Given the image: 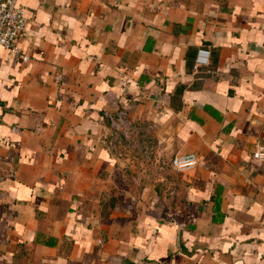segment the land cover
<instances>
[{
  "label": "crops",
  "instance_id": "obj_1",
  "mask_svg": "<svg viewBox=\"0 0 264 264\" xmlns=\"http://www.w3.org/2000/svg\"><path fill=\"white\" fill-rule=\"evenodd\" d=\"M17 3L20 51L0 45V264H264V0ZM120 110L197 163L177 182L126 174Z\"/></svg>",
  "mask_w": 264,
  "mask_h": 264
},
{
  "label": "rangeland",
  "instance_id": "obj_2",
  "mask_svg": "<svg viewBox=\"0 0 264 264\" xmlns=\"http://www.w3.org/2000/svg\"><path fill=\"white\" fill-rule=\"evenodd\" d=\"M121 125L113 127L110 133L117 142L113 150L125 157L124 171L128 175L145 171L149 178H156L159 184L163 178L172 176V181H178V175L172 166L173 151L159 145L158 138L146 128H138L130 120L123 118Z\"/></svg>",
  "mask_w": 264,
  "mask_h": 264
},
{
  "label": "built area",
  "instance_id": "obj_3",
  "mask_svg": "<svg viewBox=\"0 0 264 264\" xmlns=\"http://www.w3.org/2000/svg\"><path fill=\"white\" fill-rule=\"evenodd\" d=\"M27 23V16L22 5L17 0H0V45L13 51H20L18 41ZM27 59V54H22ZM126 116L124 110H120L113 119V125H121ZM252 156L257 160L264 161V145L257 142ZM198 161L195 153L176 154L172 158V166L176 170H185L194 166Z\"/></svg>",
  "mask_w": 264,
  "mask_h": 264
}]
</instances>
